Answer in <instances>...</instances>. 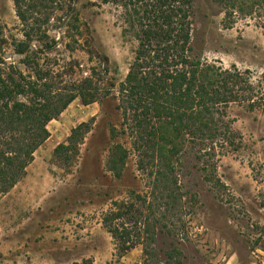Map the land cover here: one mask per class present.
I'll use <instances>...</instances> for the list:
<instances>
[{
	"label": "rangeland",
	"instance_id": "rangeland-1",
	"mask_svg": "<svg viewBox=\"0 0 264 264\" xmlns=\"http://www.w3.org/2000/svg\"><path fill=\"white\" fill-rule=\"evenodd\" d=\"M74 7V20L66 26L67 11L56 14L43 27L46 37H31L28 50L46 51L39 69L43 74L52 70L58 87L93 76L100 99L88 106L76 99L51 121L50 137L24 176L0 194V264H264V110L231 105L227 113L243 139L241 149L216 152L206 166L198 148L189 146L175 167L174 197L157 199L152 187L160 164L144 144L138 145L117 110L118 88L137 41L123 36L112 5L74 0ZM224 18L216 1L194 0L196 53L208 64L250 71L253 81L264 85V30L259 25L264 18L239 19L232 28L224 26ZM27 31L13 0H0V59L35 80L36 68H26L21 63L25 56L14 50L15 41H28ZM47 45L53 48L49 54ZM108 81L115 89L104 97ZM60 145L65 148L56 151ZM122 151L126 157L119 163ZM115 164L119 175L112 170ZM133 193L147 197L148 207L142 216L122 220L133 240L142 234V244L123 256L103 218L114 202L134 200ZM147 218L157 223L151 245L140 223Z\"/></svg>",
	"mask_w": 264,
	"mask_h": 264
},
{
	"label": "trees",
	"instance_id": "trees-1",
	"mask_svg": "<svg viewBox=\"0 0 264 264\" xmlns=\"http://www.w3.org/2000/svg\"><path fill=\"white\" fill-rule=\"evenodd\" d=\"M214 1L223 8L226 28L254 15L264 18V0ZM13 2L22 26L29 30L25 32L28 41H15L14 50L25 56L21 63L26 68H36V74L33 80L0 59V65L4 66L0 67V194L12 190L24 176L35 152L50 137L47 127L51 121L57 120L76 99L85 106L100 99V89L94 87L93 76L86 82L58 87L52 70L43 74L39 69L40 56L46 51L30 53L28 50L27 42L31 37H46L43 27L55 20L56 14L67 11L66 26L75 19L74 0ZM102 2L112 5L118 13L123 36L137 41L128 74L118 88L117 110L122 114L124 126L128 125L136 136L138 145L144 144L151 157L157 158L160 170L152 192H158L157 199L168 200L174 197L172 189L178 183L175 167L180 165L189 146L198 148L201 153L198 158L206 166L212 165L216 152L223 154L241 149L243 139L234 131L227 109L237 104L252 111L264 110V85L262 81H253L250 71L241 72L235 66L224 69L202 61L193 46L194 0ZM259 25L264 30V22ZM47 48L48 54L51 53L53 48L48 45ZM104 84L108 86L104 97H108L115 85H109V81ZM83 126L72 131L71 140L77 138ZM61 148L65 146L60 145L56 151ZM122 152L124 157L119 163L126 157V152ZM118 165H113L112 170L119 175ZM131 199L134 200L114 202L103 218L105 228L123 256L142 244V234L137 232V239L133 240L132 232L122 220L142 216L143 209L148 207L145 196L133 193ZM159 207L162 205L158 204ZM149 209H153L151 202ZM140 223L148 234L149 245L154 244L157 223L149 218Z\"/></svg>",
	"mask_w": 264,
	"mask_h": 264
}]
</instances>
